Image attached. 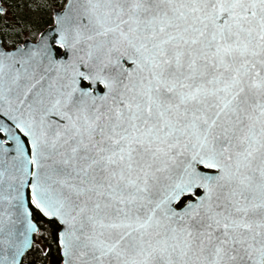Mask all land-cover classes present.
I'll use <instances>...</instances> for the list:
<instances>
[{
  "label": "snow or ice",
  "instance_id": "obj_1",
  "mask_svg": "<svg viewBox=\"0 0 264 264\" xmlns=\"http://www.w3.org/2000/svg\"><path fill=\"white\" fill-rule=\"evenodd\" d=\"M28 7L50 22L0 27V264H264V0Z\"/></svg>",
  "mask_w": 264,
  "mask_h": 264
},
{
  "label": "trees",
  "instance_id": "obj_2",
  "mask_svg": "<svg viewBox=\"0 0 264 264\" xmlns=\"http://www.w3.org/2000/svg\"><path fill=\"white\" fill-rule=\"evenodd\" d=\"M3 2L9 8V14L6 16H0V27L3 26L5 19L9 24H16L17 22H32L37 23V26L43 27L45 23L50 22L47 12L42 10H33L28 7L32 0H3ZM51 3L61 4L63 0H50ZM42 17V19H40ZM41 248H48L51 246V251L48 257L41 256L40 253H35L34 257L31 259L30 264H58L59 254L56 249L54 241H37Z\"/></svg>",
  "mask_w": 264,
  "mask_h": 264
},
{
  "label": "flooded vegetation",
  "instance_id": "obj_3",
  "mask_svg": "<svg viewBox=\"0 0 264 264\" xmlns=\"http://www.w3.org/2000/svg\"><path fill=\"white\" fill-rule=\"evenodd\" d=\"M1 5H3L4 7H6V9H7V14H9V8H8V6L3 2V0H1ZM6 14V15H7Z\"/></svg>",
  "mask_w": 264,
  "mask_h": 264
},
{
  "label": "water",
  "instance_id": "obj_4",
  "mask_svg": "<svg viewBox=\"0 0 264 264\" xmlns=\"http://www.w3.org/2000/svg\"><path fill=\"white\" fill-rule=\"evenodd\" d=\"M0 5H1V0H0Z\"/></svg>",
  "mask_w": 264,
  "mask_h": 264
}]
</instances>
